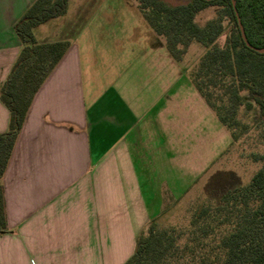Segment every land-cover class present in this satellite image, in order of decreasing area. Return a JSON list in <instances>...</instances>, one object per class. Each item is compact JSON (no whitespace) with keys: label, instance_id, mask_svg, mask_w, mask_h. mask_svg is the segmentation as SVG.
I'll list each match as a JSON object with an SVG mask.
<instances>
[{"label":"crops","instance_id":"obj_1","mask_svg":"<svg viewBox=\"0 0 264 264\" xmlns=\"http://www.w3.org/2000/svg\"><path fill=\"white\" fill-rule=\"evenodd\" d=\"M34 1L0 0V89L21 49L15 22ZM54 21L35 29L39 41L61 39L52 37ZM80 38L34 96L1 178L0 264H124L167 205L151 201L145 184L162 149L185 140L167 62L123 69L95 59ZM9 121L0 99V133Z\"/></svg>","mask_w":264,"mask_h":264},{"label":"trees","instance_id":"obj_2","mask_svg":"<svg viewBox=\"0 0 264 264\" xmlns=\"http://www.w3.org/2000/svg\"><path fill=\"white\" fill-rule=\"evenodd\" d=\"M137 1L176 60L184 58L194 41L207 48L189 75L234 139L242 106L257 105L264 119V0H235V5L232 0ZM67 3L35 0L14 25L21 49L0 89V99L10 110L8 129L0 133V232L6 228L1 178L34 96L71 44L66 39L39 41L35 29L62 16ZM209 6L219 8L217 15L200 25L196 16ZM163 213L150 220L124 264H264V166L247 184L224 191L219 203L197 208L187 226L160 227Z\"/></svg>","mask_w":264,"mask_h":264},{"label":"rangeland","instance_id":"obj_3","mask_svg":"<svg viewBox=\"0 0 264 264\" xmlns=\"http://www.w3.org/2000/svg\"><path fill=\"white\" fill-rule=\"evenodd\" d=\"M218 9L207 7L196 16V21L205 25ZM51 20L58 22L53 38L71 41L81 36L84 46L91 42L95 59L97 56L105 64L115 63L114 66L125 69L148 60L162 62L163 67L167 62L170 88H180L178 99L184 112L185 140L168 150L162 149L160 166L154 163L152 181L145 182L147 189L152 184L151 201L160 204L168 199L157 222L160 227L187 226L197 208L219 203L224 191L247 184L264 166V119L257 105L241 107V125L235 129L238 137L234 139L193 84L189 73L207 49L202 43L192 42L184 58L176 60L167 50L166 38L150 26L137 0H68L66 12ZM48 24L51 22L39 26ZM228 30L218 38L220 45L224 44ZM109 78L107 75L106 81ZM153 153L154 161L160 160L161 153ZM182 187L180 197L166 196L170 190Z\"/></svg>","mask_w":264,"mask_h":264},{"label":"water","instance_id":"obj_4","mask_svg":"<svg viewBox=\"0 0 264 264\" xmlns=\"http://www.w3.org/2000/svg\"><path fill=\"white\" fill-rule=\"evenodd\" d=\"M232 1H233V4L235 5L236 1H235V0H232ZM236 14H237V16H238V20H239V23H240V27H241V30H242V33H243L244 39H245V41L247 42V44H249V41H248V39H247V37H246V35H245L244 27H243V25H242V23H241V19H240V16H239V13H238L237 10H236Z\"/></svg>","mask_w":264,"mask_h":264}]
</instances>
